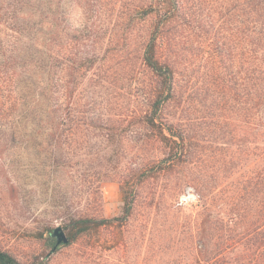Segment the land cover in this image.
Returning a JSON list of instances; mask_svg holds the SVG:
<instances>
[{"label":"rangeland","instance_id":"rangeland-1","mask_svg":"<svg viewBox=\"0 0 264 264\" xmlns=\"http://www.w3.org/2000/svg\"><path fill=\"white\" fill-rule=\"evenodd\" d=\"M142 1L149 0H97L93 65L75 70L71 55L78 47L70 33L80 25L86 9L84 2L62 0L67 2L63 7L68 8L70 21L61 22L59 36L52 37L50 95L53 106L65 113L67 130L49 140L28 138L30 148L6 154L9 184L17 179L22 184L14 198L7 181L0 179V247L23 263L49 255L54 241L39 233L47 226H61L70 214L120 216L122 181L165 154L163 144L140 122L150 105L144 91L152 83L141 57L155 20L154 16L142 22L132 18L130 13ZM227 1L217 3L223 8ZM14 34L6 24L0 25V41L6 48L14 46ZM185 36L175 42L177 72L166 116L190 136L192 171L204 184H210L214 175L218 183L243 189L249 154L242 139L241 147L235 142L244 134L245 119L236 111L228 81L230 60L211 56L203 35ZM180 175L144 181L123 231L111 227L99 237L79 238L53 252L47 264H185L191 260L189 227L195 228L202 215L198 193L193 186L182 185Z\"/></svg>","mask_w":264,"mask_h":264},{"label":"trees","instance_id":"trees-1","mask_svg":"<svg viewBox=\"0 0 264 264\" xmlns=\"http://www.w3.org/2000/svg\"><path fill=\"white\" fill-rule=\"evenodd\" d=\"M217 1L149 0L140 2L130 13L138 22L149 16L155 18L141 57L152 83L144 91L150 105L140 116V122L166 151L158 162L137 169L132 179L122 181V214L115 217L70 214L59 226L67 241L58 243L54 235L57 227L47 226L39 233L54 241L49 255L23 263L0 247V264H47V257L53 252L79 238L98 236L111 227L123 231L133 216L142 183L150 177L172 173L181 174L182 185L195 188L201 208L202 216L195 228L189 227L187 238L192 241L193 256L185 264H264V0H228L223 8ZM78 2H84L86 10L80 25L70 33L78 47L71 55L75 70L93 65L98 43L93 19L97 0ZM66 3L0 0V25L12 28L16 36L14 46L6 48L0 41V179L7 181L13 198L22 184L18 179L9 184L12 177L6 154L30 148L28 138L49 140L67 130L65 113L53 106L50 95L52 37L59 36L61 22L70 21L68 8L63 7ZM182 34L185 38L203 35L211 56L221 59L227 56L230 60L228 81L232 83L236 111H241L245 119L244 134L235 142L241 147L242 139L249 154L243 189L218 183L214 175L210 184H204L203 178L192 171L195 161L190 136L166 116L177 72L179 54L175 42Z\"/></svg>","mask_w":264,"mask_h":264},{"label":"water","instance_id":"water-1","mask_svg":"<svg viewBox=\"0 0 264 264\" xmlns=\"http://www.w3.org/2000/svg\"><path fill=\"white\" fill-rule=\"evenodd\" d=\"M54 235H57L58 243H60L63 240L67 241V238H66L64 232L61 231V227H59V226L54 230Z\"/></svg>","mask_w":264,"mask_h":264}]
</instances>
